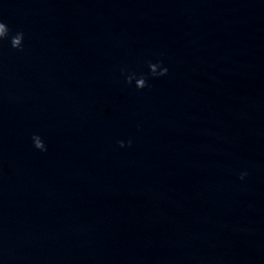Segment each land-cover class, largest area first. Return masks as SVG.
<instances>
[{
  "label": "water",
  "instance_id": "1",
  "mask_svg": "<svg viewBox=\"0 0 264 264\" xmlns=\"http://www.w3.org/2000/svg\"><path fill=\"white\" fill-rule=\"evenodd\" d=\"M0 21V264H264V0Z\"/></svg>",
  "mask_w": 264,
  "mask_h": 264
},
{
  "label": "clouds",
  "instance_id": "2",
  "mask_svg": "<svg viewBox=\"0 0 264 264\" xmlns=\"http://www.w3.org/2000/svg\"><path fill=\"white\" fill-rule=\"evenodd\" d=\"M8 32H9L8 26L4 22L0 21V37L6 36L8 34ZM16 37H17V39L12 46L14 48H21L23 45L24 35H23V33H17ZM153 64H156L161 70L158 72H154V73L151 72V75H153V76H165L168 73V71H169L168 67L164 66L161 62H156ZM146 86H147V77L142 75L136 81V88L143 89ZM33 139H34V136H33ZM119 143L121 146L124 145V141H119ZM34 146H35V148H37L41 151L47 150L45 143L39 139L35 140ZM244 175H246V173H242L241 178H243Z\"/></svg>",
  "mask_w": 264,
  "mask_h": 264
}]
</instances>
